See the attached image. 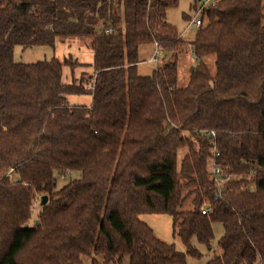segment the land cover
Instances as JSON below:
<instances>
[{
	"label": "trees",
	"instance_id": "1",
	"mask_svg": "<svg viewBox=\"0 0 264 264\" xmlns=\"http://www.w3.org/2000/svg\"><path fill=\"white\" fill-rule=\"evenodd\" d=\"M178 1L0 0V264H186L200 256L193 237L211 249L214 222L223 234L204 264H264V0H217L190 39L165 19ZM63 36L89 37L91 61L13 60L17 45ZM155 42L160 59L138 73ZM187 47L197 58L179 87ZM80 65L91 72L73 76ZM146 212L168 214L186 251Z\"/></svg>",
	"mask_w": 264,
	"mask_h": 264
},
{
	"label": "rangeland",
	"instance_id": "2",
	"mask_svg": "<svg viewBox=\"0 0 264 264\" xmlns=\"http://www.w3.org/2000/svg\"><path fill=\"white\" fill-rule=\"evenodd\" d=\"M193 1L197 0H179L177 5L170 7L166 10L165 19L176 27L178 32L184 31V38L190 39L193 36L194 29L187 27L188 19L194 15L195 10L192 7ZM188 18V19H187ZM151 46V45H150ZM149 45H143L140 49L141 59H148L152 53ZM57 57L62 60L64 58H70L82 63H88L92 58V49L90 47V38L85 36H63L57 37L54 47L46 45H37L27 48H21L15 46L13 50V60L16 62H33L36 60L49 59L51 57ZM160 59V57H159ZM142 60L137 65V72L141 74H149L151 70L156 66L155 61ZM209 71L214 74V56L212 54L204 58ZM195 59L190 55L189 48L178 55L177 60V86H184L189 77L190 67L194 66ZM81 72H91V68L86 65L75 66L72 72L73 76H80ZM62 80L64 82H70L71 70L67 65L62 67ZM68 102L73 103L78 100L90 99L88 95H69ZM210 168V166H209ZM78 176V172L73 171L65 174L57 180V187H60L70 179ZM40 204V195H36L32 204L31 219L34 218ZM139 218L149 225L155 235L161 240L174 243L175 248L179 251L185 252L186 248L179 237L173 234L171 217L166 213H141ZM213 238L210 242L211 249L209 250L205 244L197 241L195 237L191 239V244L200 253L199 257L186 255V264H204L209 258L212 257L213 251L217 252L219 247L217 241L223 234V227L219 222L212 224ZM88 262V257L84 258ZM122 264H128V258L125 256L122 260Z\"/></svg>",
	"mask_w": 264,
	"mask_h": 264
},
{
	"label": "built area",
	"instance_id": "3",
	"mask_svg": "<svg viewBox=\"0 0 264 264\" xmlns=\"http://www.w3.org/2000/svg\"><path fill=\"white\" fill-rule=\"evenodd\" d=\"M215 2H217V0H197L194 15L188 19L187 27H192L194 30L199 28V26L202 24V12L204 11L205 8H207L209 5H213ZM180 34L183 35L184 31L180 32ZM153 46L154 47L152 50V54L146 61L157 62L159 57L162 54V50L156 42L153 43ZM189 51H190L191 57L193 59H196L197 57L194 51L191 48H189ZM209 135L213 137L214 132L210 131ZM211 152H212V155H211V159L209 163L210 171L213 175L214 182L217 185H220L224 180L228 179V176L222 175L221 168L216 163V157L218 156V152L216 150L215 141L213 139L211 141ZM205 211L206 209L201 210L202 213H204Z\"/></svg>",
	"mask_w": 264,
	"mask_h": 264
},
{
	"label": "crops",
	"instance_id": "4",
	"mask_svg": "<svg viewBox=\"0 0 264 264\" xmlns=\"http://www.w3.org/2000/svg\"><path fill=\"white\" fill-rule=\"evenodd\" d=\"M183 36V35H182ZM184 37V36H183ZM56 41V40H55ZM151 45V46H150ZM149 46H150V50H153V44H149ZM141 49V48H140ZM139 54H140V50H139ZM152 54V53H151ZM141 58V57H140ZM144 60V59H143ZM146 60V59H145ZM144 60V61H145ZM141 62V61H140ZM139 62V63H140ZM138 63V64H139ZM141 74V73H140ZM89 97H90V99H87V100H78V101H76V102H73V103H71V104H86V105H88V104H90V102H91V96L90 95H88Z\"/></svg>",
	"mask_w": 264,
	"mask_h": 264
},
{
	"label": "water",
	"instance_id": "5",
	"mask_svg": "<svg viewBox=\"0 0 264 264\" xmlns=\"http://www.w3.org/2000/svg\"><path fill=\"white\" fill-rule=\"evenodd\" d=\"M193 66L190 67V70H192ZM47 196L42 195L40 198V204H44L46 202Z\"/></svg>",
	"mask_w": 264,
	"mask_h": 264
}]
</instances>
